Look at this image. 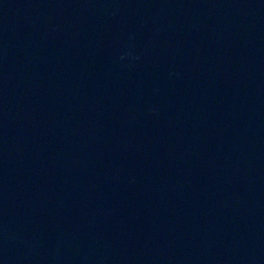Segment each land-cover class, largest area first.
<instances>
[{"label": "water", "instance_id": "obj_1", "mask_svg": "<svg viewBox=\"0 0 264 264\" xmlns=\"http://www.w3.org/2000/svg\"><path fill=\"white\" fill-rule=\"evenodd\" d=\"M0 264H264V0H0Z\"/></svg>", "mask_w": 264, "mask_h": 264}]
</instances>
